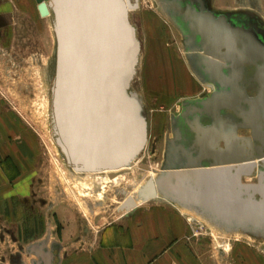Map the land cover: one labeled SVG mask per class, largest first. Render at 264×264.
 Segmentation results:
<instances>
[{"label":"water","instance_id":"water-1","mask_svg":"<svg viewBox=\"0 0 264 264\" xmlns=\"http://www.w3.org/2000/svg\"><path fill=\"white\" fill-rule=\"evenodd\" d=\"M35 3L40 18L52 17L51 131L66 167L79 175L128 169L147 144L148 128L143 101L131 89L140 44L130 22V5L124 0ZM199 5L174 0L168 12L187 38L192 70L220 91L206 101L181 105L178 119L195 134V141L189 152L177 150L183 132L180 125L174 129L168 160L143 186V201L192 207L227 231L264 237V48H257L244 30L200 15ZM257 61L263 63L255 75L261 91L253 100L241 99L249 106L242 111L240 75L227 76V63L234 70ZM227 85L236 89L234 94L227 96ZM224 109L245 122L242 127L250 130V138L237 137L234 128L200 124L201 114L219 118ZM258 166L262 170L257 182H243ZM27 253L54 264L55 256L40 246L29 247Z\"/></svg>","mask_w":264,"mask_h":264},{"label":"rangeland","instance_id":"rangeland-1","mask_svg":"<svg viewBox=\"0 0 264 264\" xmlns=\"http://www.w3.org/2000/svg\"><path fill=\"white\" fill-rule=\"evenodd\" d=\"M211 5L245 12L264 25V0H212ZM35 6V0H0V264H35L27 249L37 243H58L64 262L92 248L104 227L144 202L143 186L162 167L169 117L206 88L192 72L161 0H139V9L129 13L140 44L131 89L144 104L147 144L118 183L93 177L104 186V201L86 197L68 181L52 138L55 39L51 16L38 17ZM146 71L169 78L181 71L184 89L177 92L171 81L150 88ZM177 207L189 220L192 249L202 264H264V237L227 231Z\"/></svg>","mask_w":264,"mask_h":264},{"label":"crops","instance_id":"crops-1","mask_svg":"<svg viewBox=\"0 0 264 264\" xmlns=\"http://www.w3.org/2000/svg\"><path fill=\"white\" fill-rule=\"evenodd\" d=\"M146 73V81H152L150 88L160 81H171L170 86L177 92L184 89L180 85L184 79L181 74L169 78L166 73L156 77L153 72ZM192 242L189 220L177 206L143 202L119 221L104 227L97 234L94 246L79 259L64 262L60 251L57 264H202Z\"/></svg>","mask_w":264,"mask_h":264},{"label":"flooded vegetation","instance_id":"flooded-vegetation-1","mask_svg":"<svg viewBox=\"0 0 264 264\" xmlns=\"http://www.w3.org/2000/svg\"><path fill=\"white\" fill-rule=\"evenodd\" d=\"M191 2H196L200 3L199 6L196 7L197 12L204 16V17H212L215 19L220 20L225 24V26H229L233 29H239V30H244L246 33H249L251 38V42L260 49L264 48V25L258 21L256 18H253V16L248 15L245 12H239V11H227V9H219L211 5L212 0H190ZM174 0H161V5L165 12H167V15L171 19V21L174 23L176 29L180 32L181 36V41L184 46V49L186 51V58L188 59V62L190 64V57L191 56L185 47V43L187 42V38L183 31L175 24L173 21V17L169 14L168 8L169 5L173 4ZM139 8H135L134 11H137ZM133 11V12H134ZM248 35V34H247ZM201 39L197 38L196 42H200ZM193 61H195L193 59ZM263 63L260 61H257L256 64H245L242 66L237 67V69H232V66L230 63H227V76H231V74H239L240 79L238 80V86L241 90L244 91L245 95H238V99H240V106L242 111H247L249 110V106L247 103L244 101H241L242 98L245 100H253L258 97L261 87L256 82V73H257V67H260ZM191 68V65H190ZM192 70V68H191ZM182 71V70H181ZM181 71L179 72V75L181 74ZM194 73V70H192ZM183 73V72H182ZM195 77L201 81V79L198 78V76L194 73ZM202 82V81H201ZM234 84L237 86V82L235 81ZM205 90L202 91L198 96H195L189 100H185L180 103V110L179 112H175L169 117L168 120V127H167V134H164V139H163V160H162V165L167 162L168 160V155H169V146L170 142L173 141V131L175 128H178L180 125V130L183 132L177 139L176 141V148L177 150L180 151H188L190 148L193 146L194 139H195V134L191 132V129L187 126V124L182 123L183 119H178L179 116L182 114V108L181 105L184 102H203L209 99L213 94L217 93L220 91L218 88L207 85L205 84ZM236 91L235 88H231L230 85H227V96L234 94ZM219 118H212V116L208 113H203L200 115V124L203 127H212L215 125H219L222 128H226L227 130H231L232 128L235 129V133L237 137L240 138H250L251 137V132L250 130L243 129V125H245L244 121L237 116H235L233 113H231L230 110H221ZM174 122V123H173ZM227 123V124H226ZM176 124V125H175ZM184 131H187L188 134H186ZM191 132V133H190ZM264 133V131H263ZM219 146L222 148V144H219ZM191 150V151H195ZM161 165V166H162ZM262 170L261 166L256 167L255 169V174L251 177L244 178L243 182L253 184L257 182V174ZM33 246H40L43 248L45 251L48 253H51L55 256L54 258V264H57L58 261V254L61 251V246L56 243V242H50L48 246L45 245V243H37ZM16 263V262H15ZM35 264H44L42 261L37 259Z\"/></svg>","mask_w":264,"mask_h":264},{"label":"bare ground","instance_id":"bare-ground-1","mask_svg":"<svg viewBox=\"0 0 264 264\" xmlns=\"http://www.w3.org/2000/svg\"><path fill=\"white\" fill-rule=\"evenodd\" d=\"M125 4L128 6L130 5V7H128V12L131 13L134 11V6L136 5V8H139V0H124ZM37 10V8H36ZM38 13V12H37ZM39 15V14H38ZM50 17V16H49ZM48 18V17H47ZM45 19V18H43ZM51 26H52V17H51ZM51 30H53V27H51ZM53 36H54V32H53ZM57 154L61 155L59 150L56 149ZM60 157V156H59ZM62 157V156H61ZM61 159V158H60ZM61 161H63L62 165L64 168V172L66 173V175L68 176L69 180L72 185L82 194H84L86 197H95L98 201H104L105 199V195H104V186L102 187V185L97 182L96 180L93 179V177H95L96 175L101 176L105 181H108V183H118L119 179L121 178V174L122 172L127 171L128 169H124V170H118V171H114V172H103V173H95V174H85V175H79V174H75L73 173L69 168L66 167L65 163H64V159L62 158ZM113 174L114 178L113 179H109L108 175ZM157 176H153L152 178L155 179ZM67 178V179H68ZM103 181V180H102ZM105 183V182H104ZM181 208L184 211H189L190 209L194 210L195 214L198 215L199 217H202L201 213L192 207H182Z\"/></svg>","mask_w":264,"mask_h":264}]
</instances>
